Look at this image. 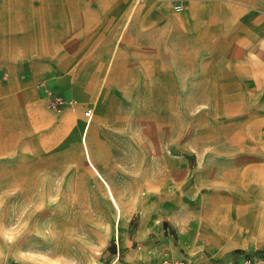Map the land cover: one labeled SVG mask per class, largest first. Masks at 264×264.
I'll use <instances>...</instances> for the list:
<instances>
[{"label": "crops", "instance_id": "obj_1", "mask_svg": "<svg viewBox=\"0 0 264 264\" xmlns=\"http://www.w3.org/2000/svg\"><path fill=\"white\" fill-rule=\"evenodd\" d=\"M179 90L201 101L190 137L158 176L107 182L123 204L99 264L264 258V0H0V154L68 122L102 174L98 154L123 155L130 122L156 132L158 91Z\"/></svg>", "mask_w": 264, "mask_h": 264}, {"label": "rangeland", "instance_id": "obj_2", "mask_svg": "<svg viewBox=\"0 0 264 264\" xmlns=\"http://www.w3.org/2000/svg\"><path fill=\"white\" fill-rule=\"evenodd\" d=\"M181 92L174 91V99L164 101V91H158L156 132L147 123L130 122L125 153L98 154L110 166L103 177L93 169L83 147L77 152L67 145L74 132L68 122L62 130L33 131L27 145L22 143L25 138L18 144L14 140L0 154V264H99L104 253L113 252L118 222L110 192L119 210L123 203L117 199V186L106 184L117 178L158 176L156 163L165 161L164 152L179 151L181 142L189 139L201 101H196V91H184L183 97ZM165 102L167 114L172 109L173 115L167 144ZM180 115L185 129L177 121Z\"/></svg>", "mask_w": 264, "mask_h": 264}, {"label": "built area", "instance_id": "obj_3", "mask_svg": "<svg viewBox=\"0 0 264 264\" xmlns=\"http://www.w3.org/2000/svg\"><path fill=\"white\" fill-rule=\"evenodd\" d=\"M64 104V99L60 95H53L50 100V105L57 110H60L62 105ZM92 114V109L89 108L85 111V115L90 117ZM162 264H183L179 261L173 260L169 257L163 259ZM243 264H264V258L261 257H245L243 260Z\"/></svg>", "mask_w": 264, "mask_h": 264}, {"label": "bare ground", "instance_id": "obj_4", "mask_svg": "<svg viewBox=\"0 0 264 264\" xmlns=\"http://www.w3.org/2000/svg\"><path fill=\"white\" fill-rule=\"evenodd\" d=\"M92 166H93V165H92ZM93 167H94L95 171H96L101 177H103L102 174H101V171H99L98 168H96L95 166H93ZM106 185L109 186L108 183H107ZM109 187H110V186H109ZM110 195H111V200H112L113 204L115 205V207H116V209H117L116 217H117V219L119 220V218H120V210H119V206H118V204H117L115 198H114L113 195L111 194V192H110ZM113 204H112V205H113Z\"/></svg>", "mask_w": 264, "mask_h": 264}]
</instances>
